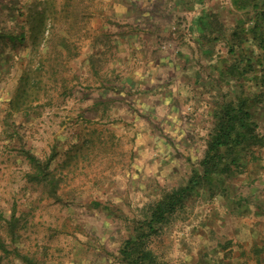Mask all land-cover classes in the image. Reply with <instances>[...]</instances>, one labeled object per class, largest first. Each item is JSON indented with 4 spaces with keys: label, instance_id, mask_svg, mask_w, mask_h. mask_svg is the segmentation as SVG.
<instances>
[{
    "label": "rangeland",
    "instance_id": "374dc122",
    "mask_svg": "<svg viewBox=\"0 0 264 264\" xmlns=\"http://www.w3.org/2000/svg\"><path fill=\"white\" fill-rule=\"evenodd\" d=\"M87 1L0 0V30L26 33L24 41L0 39V225L9 248L5 219L16 215L23 232L14 244L22 255L0 250L3 264H129L121 247L134 233L133 221L144 218L163 190L186 182L205 154L213 109L237 90L233 80L227 82L220 74V55H226L223 40L212 46L195 45L198 51L191 53L190 61L181 57L184 60L177 62V57V67L167 68L165 92L153 93L140 105L135 101L136 106L130 93L87 94L88 87L82 84L86 78L80 77L70 57L56 80L24 87L23 72L39 65L52 34L68 35L61 8L70 14L72 4L81 8ZM215 1L232 30L241 13L231 0ZM195 2H186L191 13ZM209 5L207 1L204 7ZM42 10L47 25L39 26L45 31L36 48L32 25L35 13ZM196 14L190 16L194 21L200 16ZM174 85L179 87L176 99L162 102ZM22 89L27 90L23 101L34 99L33 106L14 111L10 103L23 94ZM85 96L104 97L106 103L97 108L77 100ZM258 112L264 132V103ZM24 144L42 159L55 157L51 168L61 179L59 198L27 177L30 165L20 150ZM71 147L77 154L62 167ZM232 206L236 204L219 194L193 195L149 237L147 245L156 264H200V247L207 252L210 245L227 242L236 230ZM230 259L223 256L220 264H232Z\"/></svg>",
    "mask_w": 264,
    "mask_h": 264
},
{
    "label": "trees",
    "instance_id": "16d2710c",
    "mask_svg": "<svg viewBox=\"0 0 264 264\" xmlns=\"http://www.w3.org/2000/svg\"><path fill=\"white\" fill-rule=\"evenodd\" d=\"M207 1L210 5L202 9L200 16L192 24V31L198 33L196 37L199 39V46H212L223 40L226 55H220L223 62L220 74L227 82L233 80L237 90H234L230 99L220 101L213 109L212 127L206 139L205 154L192 168L186 182L163 190L157 200L151 204L144 218L133 221L134 233L121 247L123 259L129 264H156V255L147 245L149 237L167 224L173 214L183 208L193 195L203 192L211 196L219 194L229 201L232 199L236 206L246 208L247 211L250 206V195L247 196L240 188L242 185L252 183L254 176L248 179L245 176L246 172L255 167V162L264 160L262 113L258 112L260 104L264 103V0H231L235 10L241 13L232 30H228L231 28H228L226 19L218 10L216 5L218 1L197 0V3L206 5ZM68 9L71 11L70 14H75L73 18L69 17L66 8H61L62 17L64 16L68 21V35L52 34L49 39V49L39 65L23 72L21 83L24 87L27 88L32 83L34 87H39L40 83L46 84V81L56 80L57 73H61L68 63L67 57L72 58L76 52L78 40L85 34L84 27L90 12L88 13L87 5L84 4L81 8L78 4H72ZM83 15L86 17L85 20ZM46 18L45 10L35 13L32 39L36 48L40 47L43 41L45 28L39 26L47 25ZM25 37L24 30L19 34L15 30H0V39L24 41ZM248 41L250 45H247ZM31 72L35 75V79ZM20 92L23 94L18 93L10 103V109L14 111L28 110L33 106L34 99L23 101L27 90L22 89ZM19 134L17 132L16 136ZM20 150L30 165L27 177L31 181L46 185L50 194L59 198L61 179L56 174V170L51 168L55 157L42 159L30 151L25 144ZM72 150L73 148L67 152L68 158L62 167L69 165L71 159L76 156V149ZM4 222L7 223L6 231L9 233L12 248L8 247L7 237L4 236V225H0V250L6 254L14 252L21 256L17 246L14 245L23 233L22 223L18 226L21 219L13 215ZM205 238H209V235L204 236ZM230 242L231 239H228L223 245H210L207 249L211 252L209 250L205 252L204 248L200 247L197 262L200 260V264H220L219 248L221 246L224 248V257L229 256L232 253V250H227ZM191 250L189 247V252ZM24 257L29 258L27 255ZM2 260L0 256V264H3Z\"/></svg>",
    "mask_w": 264,
    "mask_h": 264
},
{
    "label": "crops",
    "instance_id": "0c3cea01",
    "mask_svg": "<svg viewBox=\"0 0 264 264\" xmlns=\"http://www.w3.org/2000/svg\"><path fill=\"white\" fill-rule=\"evenodd\" d=\"M86 5L90 16L72 61H76L80 77L86 78L82 84L90 86L87 94L130 93L134 95L131 104L136 106L137 101L140 105L146 101L144 98L150 100L153 93L165 92L167 68L176 65L177 57V62L184 60L181 57L190 61L191 53L198 51L194 46L200 43L192 35L194 19L190 16L197 13L198 17L205 8L202 4L196 2L193 13L185 0H88ZM178 88H170L169 98L164 94L162 102H170ZM77 100L97 108L106 103L104 97ZM262 153L264 156V149ZM254 165L245 174L248 179L254 176V180L240 188L250 195L249 208L246 211L232 206L230 210L237 214L232 223L236 230L231 232L227 248L232 250L227 256L232 258V264H264V160ZM218 244L223 245V241ZM219 249L222 260L225 250L222 246Z\"/></svg>",
    "mask_w": 264,
    "mask_h": 264
}]
</instances>
